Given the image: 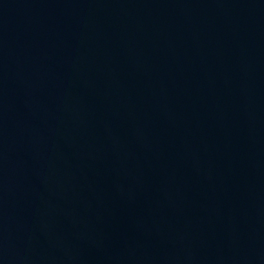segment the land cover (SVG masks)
<instances>
[{
	"label": "water",
	"instance_id": "obj_1",
	"mask_svg": "<svg viewBox=\"0 0 264 264\" xmlns=\"http://www.w3.org/2000/svg\"><path fill=\"white\" fill-rule=\"evenodd\" d=\"M0 264H264V0H0Z\"/></svg>",
	"mask_w": 264,
	"mask_h": 264
}]
</instances>
